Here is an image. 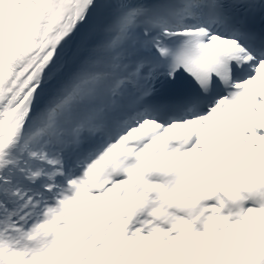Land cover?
Instances as JSON below:
<instances>
[{
  "label": "snow or ice",
  "instance_id": "1",
  "mask_svg": "<svg viewBox=\"0 0 264 264\" xmlns=\"http://www.w3.org/2000/svg\"><path fill=\"white\" fill-rule=\"evenodd\" d=\"M0 264H264V0H0Z\"/></svg>",
  "mask_w": 264,
  "mask_h": 264
}]
</instances>
